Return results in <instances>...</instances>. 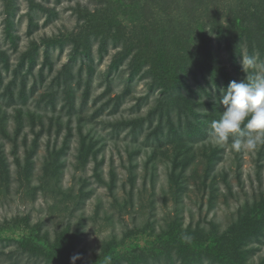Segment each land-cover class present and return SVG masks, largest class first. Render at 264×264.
Wrapping results in <instances>:
<instances>
[{"label": "rangeland", "instance_id": "obj_1", "mask_svg": "<svg viewBox=\"0 0 264 264\" xmlns=\"http://www.w3.org/2000/svg\"><path fill=\"white\" fill-rule=\"evenodd\" d=\"M246 76L264 0H0V264H264V147L209 135Z\"/></svg>", "mask_w": 264, "mask_h": 264}, {"label": "clouds", "instance_id": "obj_2", "mask_svg": "<svg viewBox=\"0 0 264 264\" xmlns=\"http://www.w3.org/2000/svg\"><path fill=\"white\" fill-rule=\"evenodd\" d=\"M245 64L251 67L254 59L245 57L243 69ZM219 104L223 111L209 125V135L217 145L231 139L235 151H255L264 147V76H246L239 82L231 81L221 90ZM78 259L79 254L73 255L70 264H75ZM106 264H111L110 259Z\"/></svg>", "mask_w": 264, "mask_h": 264}, {"label": "trees", "instance_id": "obj_3", "mask_svg": "<svg viewBox=\"0 0 264 264\" xmlns=\"http://www.w3.org/2000/svg\"><path fill=\"white\" fill-rule=\"evenodd\" d=\"M131 2H136L137 0H130ZM170 7V5L167 3L166 4V8ZM214 24H217V22H213ZM149 57H152L153 60L159 58L157 57V54L155 52H152L150 55H148ZM138 57L142 58L144 57L143 55H141V53L138 54ZM168 72H171L172 70L169 68V70H167Z\"/></svg>", "mask_w": 264, "mask_h": 264}]
</instances>
